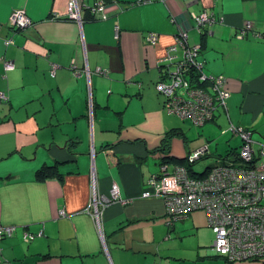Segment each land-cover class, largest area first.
<instances>
[{"label":"crops","instance_id":"crops-1","mask_svg":"<svg viewBox=\"0 0 264 264\" xmlns=\"http://www.w3.org/2000/svg\"><path fill=\"white\" fill-rule=\"evenodd\" d=\"M71 1L92 0H0V225L14 226L0 238V264H264L229 262L208 246L203 210L169 226L162 196L142 195L163 156L183 158L200 145L224 153L215 125L225 126V149L240 140L233 132L264 133V37L254 32L264 30V0H153L93 21L65 18ZM17 10L30 25H11ZM202 10L214 21L200 35L191 14ZM147 30L159 34L155 45ZM181 31L201 43L203 71L224 75L230 92L223 113L193 137L155 89L160 56ZM44 164L58 173L37 178ZM114 183L126 202L101 208L100 235L86 205ZM189 246L194 254L175 250Z\"/></svg>","mask_w":264,"mask_h":264},{"label":"built area","instance_id":"built-area-1","mask_svg":"<svg viewBox=\"0 0 264 264\" xmlns=\"http://www.w3.org/2000/svg\"><path fill=\"white\" fill-rule=\"evenodd\" d=\"M105 2L96 0L92 3L91 11L104 12ZM83 6L84 3L79 5L71 1L67 5L66 13L71 18H80ZM196 19L203 24L213 21L207 13H202ZM9 21L16 28H22L32 22L22 10L12 13ZM244 33L245 30H240L236 36L243 37ZM255 35L264 36V30L255 32ZM187 56L193 59L196 56L195 49L189 51ZM164 63L166 62L163 60L162 64ZM11 66L9 62L6 64V67ZM198 67L195 62L186 65L187 70ZM54 71L55 64H52L51 74H54ZM185 77L189 79V74L178 72L165 64L161 66L160 77L155 86L167 96L165 109L168 112L181 118L189 117L195 123H200L212 116V99L206 94L203 98L197 99L193 92H188L189 80ZM209 80H213L210 83L211 88L213 93L217 90L216 97L221 100L216 101L221 103L228 95L222 88L221 76ZM182 87H185L189 96L183 95ZM243 135L246 139L242 141L240 149L231 153L232 161L208 167L206 174L202 176L191 174L186 165L163 163L160 166V175L151 176L150 181L147 178L142 195L162 196L167 225L178 217H186L195 209L203 210L215 233L211 247L226 260L247 259L264 262V144L255 148L249 139L250 134L246 131ZM195 155L194 152L190 156ZM108 202H126L120 196V189L116 183L110 186L107 195H97L93 190L86 205V211L94 218L99 232L101 208ZM60 212L64 214L63 209ZM13 230L14 226L0 225V238L11 234ZM99 234L101 235V232ZM33 237L34 233H24L26 241Z\"/></svg>","mask_w":264,"mask_h":264},{"label":"trees","instance_id":"trees-1","mask_svg":"<svg viewBox=\"0 0 264 264\" xmlns=\"http://www.w3.org/2000/svg\"><path fill=\"white\" fill-rule=\"evenodd\" d=\"M96 0H92L90 3H88V4H85V6H83L82 8H81V11L83 12V11H85V13L84 14H82V12H81V19H83V21L85 20H90V21H93V20H101V19H104V18H106V17H109L111 14L110 13H112V14H114V13H116V12H118V10L120 9V8H122V7H127V6H131V5H135V4H137V3H140V2H148V1H153V0H131V1H129V2H127V3H123V4H120V2H118V0H105L106 2H105V10H104V12H98L97 11V13H94L93 11H91V7H92V3H94ZM210 16H211V14L210 13H208ZM212 17V16H211ZM65 18H68V19H71V17H65ZM213 19V21H214V18H212ZM32 20V19H31ZM212 21V22H213ZM210 24H211V22H210ZM240 30H245V33H244V35L247 33V28L246 27H240L239 29H237V32L238 31H240ZM203 30H201V32H200V35L201 34H203ZM236 32V33H237ZM254 32H257V31H254ZM117 35V34H116ZM8 42H12L11 41V39H7L6 40V42L5 43H8ZM165 64H167V63H164V64H162V66L163 65H165ZM13 66V65H12ZM11 66V67H12ZM202 66H203V63H202ZM170 67V66H169ZM190 71H188V72H186V73H188L189 74V77H191V79H190V81H189V89H190V91L191 90H194L196 87H198V88H200V92L202 91L204 94H206V95H208V96H210L211 97V99H212V105H213V109H212V116L210 117V118H206L205 120H203L202 122H200V123H195L194 121H192L189 117H185V118H181V117H179V118H181L182 120H190V121H192V123L194 122V124L198 127V126H202L203 124H205V122H207V121H209V120H211L217 113H215V111L218 109V108H222V106H224L225 107V104H222V103H219V102H217L216 100H221L220 98H218V97H216V94H214L213 93V91H212V88H211V84L210 83H212L213 82V80L212 81H210L209 80V78L207 77V78H205V80H202L200 77H199V69H197V68H190L189 69ZM160 71H161V67H160ZM74 73L76 74V75H78V73H80V71H78V70H74ZM105 73V72H104ZM50 74H51V72H50ZM51 75H53V74H51ZM195 75V76H194ZM206 75H209V73L208 74H206ZM194 76V77H193ZM159 77H160V73H159ZM159 77H158V79L155 81V85L157 84V82H158V80H159ZM212 77L213 78H215L216 77V75H212ZM185 79H187L186 77H185ZM187 80H189V79H187ZM205 81V82H204ZM224 82V83H223ZM222 83H223V88L225 89V90H227L228 92H229V90L226 88V86H225V81H223ZM210 84V85H209ZM209 85V86H208ZM155 89H156V86H155ZM156 91H157V93L161 96V100H162V106L165 108V100L167 99V96L163 93V92H161V91H159L158 89H156ZM181 91L183 92V95L184 96H189V94L187 93V91H186V89H185V87H182L181 88ZM230 96V92H229V95H228V97ZM227 97V98H228ZM226 98V99H227ZM215 102V103H214ZM166 111H167V109H165ZM168 112V111H167ZM169 114H172L173 115V113H170V112H168ZM175 115V114H174ZM177 116V115H176ZM236 125H234V124H232L231 123V125H229V128L231 129V130H233L234 131V127H235ZM171 131H172V129L170 130V131H168V132H170V134H171ZM246 131H244L243 133H245ZM248 133H249V131H247ZM233 134L234 135H237V136H239V141L237 142V143H235L234 145H230L227 149H226V151L224 152L225 153V155L223 154V153H216V154H214V153H211V152H208V149H207V146H205V149L202 151V154L200 155V160H204V159H206V158H210V159H208V160H210L211 162L210 163H208V165H207V167L203 170V171H200V172H196L194 169H191L190 167V165H189V167H187L188 168V170L191 172V174H199L200 176H202V175H204V174H206V170L208 169V167H212L213 165H222V164H224V163H228V162H230V161H232V159H231V153L232 152H234V151H236L237 149H235L236 147H238V146H240L241 144H242V141H245V137H244V135L242 134V133H234L233 132ZM250 134V133H249ZM168 135V134H167ZM169 137H170V135H168V137H165L164 139H163V149H168L167 147H168V145H167V141L169 140ZM250 137H251V139H252V135H250ZM253 140V139H252ZM240 149V148H239ZM193 153V149H190L185 155H184V157L183 158H179V157H177V158H174V159H170V157H167L166 155L165 156H163L162 158H161V162L159 163V171L157 172V173H155V175H160L161 173H160V165L162 164V163H167L166 161H168V160H171V161H174V163H167L168 165H175V164H180V165H186L187 166V164H186V161L187 160H189V156L191 155ZM227 155V158H225V156ZM190 158H193V156L192 157H190ZM58 173V168H57V166H56V164H53V165H48V164H44V165H42V166H40L37 170H36V177L37 178H44V177H48V176H51V175H53V174H57ZM192 212V211H191ZM190 212V213H191ZM189 213V214H190ZM3 234H5V233H3ZM4 236H6V235H4ZM3 237V236H2ZM225 258V257H224ZM225 260H226V258H225ZM226 261H228V260H226ZM229 262H233V261H229Z\"/></svg>","mask_w":264,"mask_h":264},{"label":"bare ground","instance_id":"bare-ground-1","mask_svg":"<svg viewBox=\"0 0 264 264\" xmlns=\"http://www.w3.org/2000/svg\"><path fill=\"white\" fill-rule=\"evenodd\" d=\"M202 13H207L208 12L206 10H202L200 12H192L191 17L193 19L194 25L197 27V29L199 30V33L201 32V30L205 31V26L208 24H203L202 22H199L196 17L201 15ZM244 37V36H243ZM243 37H238V38H243ZM144 39L146 42H148L151 45H155L158 40H159V34L155 31L152 30H147L144 34ZM175 41L168 45L165 50L164 53L160 56V58L162 60H164L169 66L173 67L174 69H176L178 72H188L189 70L186 69V65L190 62H195L199 65L198 69H199V77L202 80H205V78H209V79H213L212 75H216L217 76H221L222 82L225 81V77L222 74H209L206 75L208 73H205L202 69V63L203 61L200 59V52H201V43H195V44H189L187 42V32L186 31H181L179 33V35L175 36ZM179 46L181 48H179ZM180 49V50H179ZM195 49L196 51V56L193 59H190L187 54L189 53V51ZM179 50V51H178ZM195 76V75H194ZM193 76V77H194ZM191 77H189V81H190ZM205 82V81H204ZM224 83V82H223ZM223 83H222V88H223ZM209 86V85H208ZM224 89V88H223ZM225 90V89H224ZM188 92H190L189 89V85H188ZM200 91V88L196 87L194 90H191V92H193L192 94L198 99V98H203L204 97V93ZM213 91V89H212ZM228 95L229 92L227 90H225ZM190 92V93H191ZM217 92V90H214V94ZM228 95L223 98L222 100V104H225L226 98L228 97ZM251 142H254V140L251 139V137H249ZM163 147V144H161ZM241 147L238 146L235 149H239ZM168 148V147H167ZM205 149L204 145H200V146H196L193 148V153L195 152L196 155L193 156V158H190L191 156H189V160L186 161L187 167H189V165L191 166V169L193 168V165L195 163H197L200 160V155L202 154V151ZM166 150V149H164ZM207 166H205L206 168ZM204 168V169H205ZM205 213V212H204ZM206 216V220H207V224L209 225V218L207 216V214L205 213ZM185 217H178L176 218L170 225H174V222L176 221H180L182 219H184ZM210 226V225H209Z\"/></svg>","mask_w":264,"mask_h":264},{"label":"rangeland","instance_id":"rangeland-1","mask_svg":"<svg viewBox=\"0 0 264 264\" xmlns=\"http://www.w3.org/2000/svg\"><path fill=\"white\" fill-rule=\"evenodd\" d=\"M262 31V30H261ZM260 37H264V36H260ZM215 113H223L222 109L218 108ZM181 119V118H180ZM190 123L189 126H187V133L188 135L190 136H195L198 132V130H200L201 126H196L194 123H192V121L190 120H186ZM263 123L261 124V128L264 129V121H262ZM215 128L216 130H213L211 129V132H212V135L213 136V140L216 142V145L218 144L219 147L221 148L222 147V152H225L226 149L223 148V145H224V139H223V136H220L222 133H220V131L222 132V130L225 128V126H221L220 128L215 125ZM252 128L255 132L252 134V139L254 140L253 142V146L255 148H258L260 146V144H264V133L263 132H260L257 128H259V126L257 127H250ZM217 137H220L219 139ZM229 138H231V136H229ZM239 138V137H238ZM233 139H236V136L233 138ZM213 141V143H214ZM236 143V141H233V145ZM225 155V153H223ZM210 158H206L204 160H199L197 163H195L193 165V168L196 172H200V171H203L205 166L208 165V163H210L211 161L208 160ZM263 159H264V156H263ZM152 179V177L150 176L148 181H150ZM189 215V214H188ZM188 215L184 218V219H187ZM201 215L202 217L205 219V213L203 211H201ZM184 219H182L184 221ZM182 221L180 220L179 222L177 223H181ZM175 223V222H174ZM205 225H207V222L204 223ZM171 226V225H169ZM178 226V225H177ZM210 227V226H209ZM211 228V227H210ZM193 229H195V227H190V228H183L182 231L186 230L187 233H190ZM214 236H215V233L213 232V230L211 229V242L208 246H212V242H213V239H214ZM197 249V248H196ZM175 250H178L180 253L179 254H187V255H191V254H194V247L192 246H189V247H186V248H178V247H175Z\"/></svg>","mask_w":264,"mask_h":264},{"label":"water","instance_id":"water-1","mask_svg":"<svg viewBox=\"0 0 264 264\" xmlns=\"http://www.w3.org/2000/svg\"><path fill=\"white\" fill-rule=\"evenodd\" d=\"M79 21H81V18H77Z\"/></svg>","mask_w":264,"mask_h":264},{"label":"flooded vegetation","instance_id":"flooded-vegetation-1","mask_svg":"<svg viewBox=\"0 0 264 264\" xmlns=\"http://www.w3.org/2000/svg\"><path fill=\"white\" fill-rule=\"evenodd\" d=\"M164 163H165V162H164ZM162 164H163V163H162ZM162 164H161V165H162ZM161 165H160V166H161Z\"/></svg>","mask_w":264,"mask_h":264}]
</instances>
